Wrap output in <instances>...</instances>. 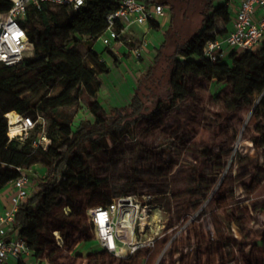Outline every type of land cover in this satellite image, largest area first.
<instances>
[{
	"label": "trees",
	"instance_id": "16d2710c",
	"mask_svg": "<svg viewBox=\"0 0 264 264\" xmlns=\"http://www.w3.org/2000/svg\"><path fill=\"white\" fill-rule=\"evenodd\" d=\"M11 7L12 0H0V14ZM116 8L113 0H85L78 10L70 5H30L22 23L34 45V54L19 67L0 66V190L19 176L18 168L29 170L42 164L47 169L44 176H34L35 189L20 204L12 230L26 241L35 258L46 251L44 222L57 205L71 209L69 215L64 210L65 216L55 215L52 222H56L53 230L61 233L66 249L93 240L83 220L73 218L85 216L84 207L75 200L74 188H88L100 201L96 205H107L114 198L129 195L131 190L124 187L113 196L107 194L91 155L106 147L109 140L135 136L143 119L158 124L164 111L176 108L185 99L190 76L227 85L230 91H221L218 97L228 112L238 113L255 105L256 111L264 113V41L257 50L240 54L232 51L218 62H212L204 53L209 40L228 34L222 27L232 21L227 2L217 0H205L201 27L167 55L164 51L169 23L154 63L138 79L131 102L106 109L98 100L102 87L99 76L109 72V67L93 48L84 51L81 43L103 31L107 15ZM150 27L159 30L161 25L153 21ZM162 59L167 62L166 98L158 95L159 81L155 78ZM83 94L93 99L89 105L93 119L76 121L68 109L76 106ZM12 111L46 120L45 133L51 140L47 149L35 144L42 131L40 124L26 139H10L6 114ZM258 139L257 146H264V128ZM18 264L29 263L18 260Z\"/></svg>",
	"mask_w": 264,
	"mask_h": 264
},
{
	"label": "rangeland",
	"instance_id": "374dc122",
	"mask_svg": "<svg viewBox=\"0 0 264 264\" xmlns=\"http://www.w3.org/2000/svg\"><path fill=\"white\" fill-rule=\"evenodd\" d=\"M204 4L205 0H170L165 54H172L201 27ZM167 26L152 32L161 43ZM81 47L108 53L102 41L91 36ZM34 51L29 44L27 55ZM102 74L107 76V72ZM167 77V62L162 59L155 72L162 98L169 94ZM109 87L105 103L115 107L130 103L131 98ZM187 89L185 99L164 111L158 124L143 119L135 136L109 140L90 158L110 196L124 187L130 188L129 195L151 196L146 200L154 208L143 217L147 216L152 227L137 231L133 239L155 238V247L139 249L125 258L103 251L88 216V210L100 201L88 188L75 187V200L84 207L85 216L73 218L83 220L94 240L66 249L53 230L55 215L65 216L64 204L57 205L44 222L46 251L37 258L30 256L29 264H263L264 243L258 238L264 229L258 214L264 211V146H257L255 140L264 128V113L256 111L255 105L228 112L218 97L221 91H230L224 83L190 76ZM91 101L83 94L68 110L79 119H93ZM184 229L187 233L182 235ZM14 260L12 264H18Z\"/></svg>",
	"mask_w": 264,
	"mask_h": 264
},
{
	"label": "built area",
	"instance_id": "2783aa9c",
	"mask_svg": "<svg viewBox=\"0 0 264 264\" xmlns=\"http://www.w3.org/2000/svg\"><path fill=\"white\" fill-rule=\"evenodd\" d=\"M117 8L107 15V26L96 36L97 40L108 47L112 52L117 44L127 45L134 58L144 56L147 42L141 40L136 44L128 34L134 26L150 25L160 18H167L169 3L162 0H113ZM44 3L53 5H70L78 10L85 4V0H12V7L8 12L0 14V66L19 67L28 57L30 39L28 30L23 25L27 9L30 5L41 8ZM256 6L263 14L256 15ZM264 41V0H241L239 9L233 23V29L223 38L209 40L204 47L205 55L212 61L218 62L227 58L230 52L238 54L257 50ZM9 120V137L26 139L38 124L42 125L39 140L36 145L48 148L51 140L46 136V120L39 116L37 120L30 116L17 113V119L12 124ZM20 174L13 180L15 188L11 197L12 206L0 214V264L6 263L10 258L27 260L32 252L25 240L12 232L16 213L20 204L33 193L32 178L28 170L18 168ZM151 196L124 195L114 198L107 205H97L88 210L91 232L98 241L101 249L118 258H125L142 248L155 247V238L147 241L133 237L138 232H146L152 225L149 222L143 226V216L151 210L153 204L148 200ZM147 202V203H146ZM69 215L71 209L64 207ZM258 219L264 224V214L259 212ZM57 238L62 240L59 231ZM183 233H187L184 229ZM63 242V240H62ZM58 243L62 246L61 242Z\"/></svg>",
	"mask_w": 264,
	"mask_h": 264
},
{
	"label": "crops",
	"instance_id": "0c3cea01",
	"mask_svg": "<svg viewBox=\"0 0 264 264\" xmlns=\"http://www.w3.org/2000/svg\"><path fill=\"white\" fill-rule=\"evenodd\" d=\"M217 2H227V4L229 5L232 21L228 24H223L224 26L222 27L227 29L229 33L233 29V23L237 14V10L240 7L241 0H217ZM262 14L263 12L260 7L256 6L257 17H261ZM170 19L171 16L165 18L162 23H160L159 20L157 22L160 25H168ZM153 31L154 29L151 28L150 25L148 26V28L134 26L131 28V32L128 34V36L133 41H135L136 44H139L141 40H145L147 42L146 48L144 50V56L140 59L134 58V56L129 52L127 45L117 44L116 50L113 51L115 57H113L109 52L107 53L105 51V53H103L102 51H98L99 49H96V52L99 54L100 59L107 63L110 70L109 72H107V76H104L103 74H100L99 76L100 80L102 81V87L98 100L106 109H108L109 106H114L111 102L108 101V103H105V101L103 100V97H107L111 93L109 85H113L114 88L117 89L121 95H127L129 98L132 99L134 88L137 85L138 79L140 78L142 73L145 72L148 67L153 64L156 50L161 44L162 39L153 35ZM131 60L132 62H130ZM123 69L127 74L124 73ZM105 80H107L108 83H106ZM75 119L76 121L80 120L77 114L75 116ZM89 119L92 120V118ZM46 170V167L42 164H36L28 170V173L32 176V189H35V186L37 184V180L34 176H44L46 174ZM14 191L15 188L13 182H10L8 185H6L0 190V214L5 209L10 208L12 206L11 197L14 194ZM261 213L264 214V211H261ZM261 227L264 229L263 223H261ZM258 239L261 243H264V231L259 233ZM96 242L99 245L98 241ZM14 261L15 260L13 258H10L7 261V264H12V262ZM262 263L264 264V261H262Z\"/></svg>",
	"mask_w": 264,
	"mask_h": 264
},
{
	"label": "bare ground",
	"instance_id": "6f19581e",
	"mask_svg": "<svg viewBox=\"0 0 264 264\" xmlns=\"http://www.w3.org/2000/svg\"><path fill=\"white\" fill-rule=\"evenodd\" d=\"M6 117L10 118L12 124H14L16 122V119H17V113L15 111L9 112L6 114ZM148 223H149V220H148L147 216L143 217V226L146 227V225Z\"/></svg>",
	"mask_w": 264,
	"mask_h": 264
}]
</instances>
